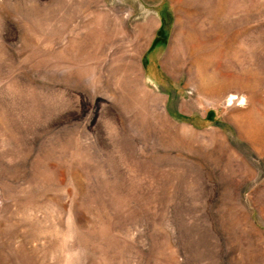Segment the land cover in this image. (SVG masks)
<instances>
[{
    "label": "rangeland",
    "instance_id": "1",
    "mask_svg": "<svg viewBox=\"0 0 264 264\" xmlns=\"http://www.w3.org/2000/svg\"><path fill=\"white\" fill-rule=\"evenodd\" d=\"M0 264H264V0H0Z\"/></svg>",
    "mask_w": 264,
    "mask_h": 264
},
{
    "label": "bare ground",
    "instance_id": "2",
    "mask_svg": "<svg viewBox=\"0 0 264 264\" xmlns=\"http://www.w3.org/2000/svg\"><path fill=\"white\" fill-rule=\"evenodd\" d=\"M200 68V67H199ZM199 72H201L202 73V69H200V71ZM200 74V73H199ZM201 75V74H200Z\"/></svg>",
    "mask_w": 264,
    "mask_h": 264
}]
</instances>
